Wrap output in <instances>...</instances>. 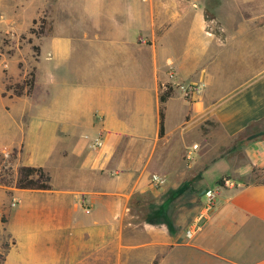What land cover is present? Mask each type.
<instances>
[{
	"label": "crops",
	"instance_id": "1",
	"mask_svg": "<svg viewBox=\"0 0 264 264\" xmlns=\"http://www.w3.org/2000/svg\"><path fill=\"white\" fill-rule=\"evenodd\" d=\"M0 10L20 31L44 19L29 92L10 87L27 49L0 69V154L14 151L50 186L13 191L20 241L4 264H264V0H7ZM178 84L199 93L185 99ZM220 178L232 185L187 239Z\"/></svg>",
	"mask_w": 264,
	"mask_h": 264
},
{
	"label": "rangeland",
	"instance_id": "2",
	"mask_svg": "<svg viewBox=\"0 0 264 264\" xmlns=\"http://www.w3.org/2000/svg\"><path fill=\"white\" fill-rule=\"evenodd\" d=\"M2 5H5L7 0H0ZM3 10V9H2ZM0 10V69L6 71L10 66V60L16 55L22 54L23 49L28 50V61L25 75L21 82L11 85L13 92L21 93L23 90L29 92L32 80L33 71L31 65L35 61L37 46L34 42L38 37L39 32L43 27V17L37 18L30 27L24 31H20L13 26L14 37H7L6 31H10V20L5 11ZM16 24V23H15ZM6 61L8 68L4 69L1 62ZM21 60L17 63V68H22ZM24 67L22 68L23 71ZM24 167L16 163L14 151L0 154V264H4L6 250L11 241H20L13 235V230L19 226L16 224V211L18 210V201L14 199L13 191H17L20 185H23L27 179H33L38 184L45 183L44 177L40 178L37 175L29 177L25 176ZM43 176H45L43 174ZM13 204V205H12ZM38 241V239H36Z\"/></svg>",
	"mask_w": 264,
	"mask_h": 264
},
{
	"label": "built area",
	"instance_id": "3",
	"mask_svg": "<svg viewBox=\"0 0 264 264\" xmlns=\"http://www.w3.org/2000/svg\"><path fill=\"white\" fill-rule=\"evenodd\" d=\"M6 34L8 35L7 37L11 38L14 37V31L11 28L10 31H6ZM2 67L4 69L8 68V63L4 60L1 62ZM168 88L165 87L164 90ZM170 88V87H169ZM177 90L180 91L182 97H184L185 99H190L192 98L194 95L199 93V88L197 86H192V85H183V84H178L177 85ZM101 145V140L99 138H97L94 143L92 144V148L93 149H97L99 146ZM196 148V145L192 146V149ZM185 158L187 160L190 159V150L186 151L185 154ZM150 182L151 185L154 189H158L163 185V179L161 177H159L156 174L151 175L150 177ZM231 182L227 181V180H222V185H216L214 186V188H207L205 190V192L203 193V196L205 198V203L204 206L202 208V212L200 214H198V216L196 217V219L192 222V224L186 229L185 231V237L187 239L192 238L194 235H196V233L200 230V224L202 220H207V218L210 215V212L213 210L214 208V201L216 199L217 196V189L218 187L223 186V184H230ZM13 205V204H12Z\"/></svg>",
	"mask_w": 264,
	"mask_h": 264
},
{
	"label": "trees",
	"instance_id": "4",
	"mask_svg": "<svg viewBox=\"0 0 264 264\" xmlns=\"http://www.w3.org/2000/svg\"><path fill=\"white\" fill-rule=\"evenodd\" d=\"M171 93V88H166L161 94H160V102L163 103L166 98L170 95ZM162 132V110L160 108V133ZM255 135V132L253 131H247L244 135L240 137V140L245 141L252 136ZM257 135V134H256ZM24 173L26 177L32 176V175H37L38 177L42 178L44 177L45 183L38 184L35 180L33 179H27L23 185H20L19 188L22 189H33V190H49L50 186L48 184L49 178L47 176H43V172L39 168H33V167H24ZM223 178H220L217 181V184L222 183ZM261 183H264V179L261 181Z\"/></svg>",
	"mask_w": 264,
	"mask_h": 264
},
{
	"label": "water",
	"instance_id": "5",
	"mask_svg": "<svg viewBox=\"0 0 264 264\" xmlns=\"http://www.w3.org/2000/svg\"><path fill=\"white\" fill-rule=\"evenodd\" d=\"M205 190H206V189H205ZM205 190L203 191V193L205 192ZM203 193H202V194H203Z\"/></svg>",
	"mask_w": 264,
	"mask_h": 264
}]
</instances>
